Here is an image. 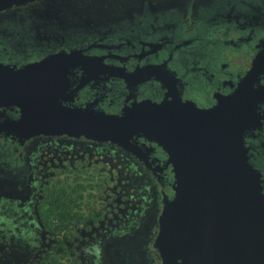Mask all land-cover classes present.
<instances>
[{
    "label": "flooded vegetation",
    "instance_id": "af4514ba",
    "mask_svg": "<svg viewBox=\"0 0 264 264\" xmlns=\"http://www.w3.org/2000/svg\"><path fill=\"white\" fill-rule=\"evenodd\" d=\"M34 0L0 11V63L66 56L70 108L121 115L239 93L264 195V0ZM0 107V264H162L155 241L175 174L142 136L125 145L33 134Z\"/></svg>",
    "mask_w": 264,
    "mask_h": 264
},
{
    "label": "water",
    "instance_id": "95a60500",
    "mask_svg": "<svg viewBox=\"0 0 264 264\" xmlns=\"http://www.w3.org/2000/svg\"><path fill=\"white\" fill-rule=\"evenodd\" d=\"M34 0H0V11ZM59 55L17 69L0 63V107H16L33 134L125 145L142 136L161 147L175 174L155 246L162 264H264V195L244 147L248 106L239 93L200 109L179 98L133 103L121 115L70 108L57 91Z\"/></svg>",
    "mask_w": 264,
    "mask_h": 264
},
{
    "label": "trees",
    "instance_id": "16d2710c",
    "mask_svg": "<svg viewBox=\"0 0 264 264\" xmlns=\"http://www.w3.org/2000/svg\"><path fill=\"white\" fill-rule=\"evenodd\" d=\"M47 264H67V263L60 261L57 257H53V259L50 262H48ZM70 264H74V263H70Z\"/></svg>",
    "mask_w": 264,
    "mask_h": 264
},
{
    "label": "rangeland",
    "instance_id": "374dc122",
    "mask_svg": "<svg viewBox=\"0 0 264 264\" xmlns=\"http://www.w3.org/2000/svg\"><path fill=\"white\" fill-rule=\"evenodd\" d=\"M63 1V0H61ZM84 2H88L89 0H83ZM96 0H92L91 2H95ZM174 1H178V2H181V1H184V0H174Z\"/></svg>",
    "mask_w": 264,
    "mask_h": 264
}]
</instances>
